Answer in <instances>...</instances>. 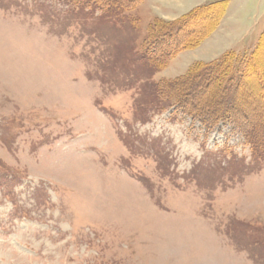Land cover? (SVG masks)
<instances>
[{
    "label": "rangeland",
    "instance_id": "obj_1",
    "mask_svg": "<svg viewBox=\"0 0 264 264\" xmlns=\"http://www.w3.org/2000/svg\"><path fill=\"white\" fill-rule=\"evenodd\" d=\"M215 1L0 0V264H264V150L244 119L264 122V0H226L160 70L135 58L156 18ZM227 53L188 94L196 116L137 112L145 84Z\"/></svg>",
    "mask_w": 264,
    "mask_h": 264
},
{
    "label": "trees",
    "instance_id": "obj_2",
    "mask_svg": "<svg viewBox=\"0 0 264 264\" xmlns=\"http://www.w3.org/2000/svg\"><path fill=\"white\" fill-rule=\"evenodd\" d=\"M106 1L107 0H98L97 4L100 5L103 9H106V7L110 4V2L106 3ZM138 2L139 0H116V2L113 3H116L117 8L122 10L123 8L133 9V7ZM226 8H227V1L219 0V2L215 1L204 7L197 8L195 9L194 12L183 16L181 19L177 21L166 22L156 18V20H154V23L151 24V25L154 24L153 25L154 30L152 34H150V36L148 37L149 40H145L144 38L143 42H141L140 44V48H142V50L138 53L137 56H135V58L136 59L140 58V61L143 64H146L148 68L152 67L151 69L160 70L162 66L166 65L168 60L174 57L175 54L180 53L182 50L186 48H192L193 46H198L203 40L209 37L218 26L219 20L226 11ZM199 11L208 13L206 14L207 16L209 15V13H211V11H213L214 13L210 15V17L207 18V20H205L203 23L200 22V28L195 32L192 31L186 34L185 32L181 31V26H182L181 22L189 18L191 19L196 17L195 16L196 12ZM208 21H210V24L209 27L205 30L203 27L205 26V23ZM158 24H160V28L156 27V25ZM262 36H263L262 39H264V34ZM262 39L260 40V44ZM169 41H172L173 43L171 44L172 46H169L170 47L169 49L168 47L165 46H161V47L159 46V43L169 42ZM228 56L229 53L223 55L221 58L213 62L196 63L194 68L191 70V73H189L186 77H181L175 80L163 79L158 83H156V88H151L149 90L148 86L145 84L144 89L142 91V98H141L142 100L141 99L135 100L137 112L139 111V113L145 115L147 112H149V110L150 111L152 110V112L154 113L156 111L163 112L174 106L177 108L179 107L182 110H185V112H187L192 116H196L195 111L198 112L199 109L197 108V105H194L192 100L189 99L188 94H191L195 89L199 87L200 83L205 81V79H209L214 74L216 79L219 78L218 75L221 70L226 69L229 71L230 62L228 61ZM227 73L228 72H226V75L223 76V79L227 78L226 77ZM190 78L193 79V83L191 86L188 85L187 83L188 82L187 79ZM233 88L231 90H233ZM213 89L215 91L218 90L219 87L214 85ZM213 89H211V91ZM227 94H231V93H227ZM208 101L211 100L206 99L201 104H205V103L208 104ZM228 103L229 101H227V103L225 102L223 108L225 109L226 107L228 108L227 106ZM231 110L232 108L230 110L228 109V112H230ZM259 114L262 115L261 113ZM201 116L205 117V115H201ZM249 116L250 115L245 114L244 117V119L246 120L245 127L246 128L250 127L248 131L250 132L249 134L253 136L252 141L254 142L253 143V155H254L256 151L258 150L260 151L262 149L264 150V122L258 124L257 123L255 124L254 122L250 123L251 120ZM140 120H144V119H140ZM261 125L262 128L259 129V137L257 140H255L254 136L258 135L257 130Z\"/></svg>",
    "mask_w": 264,
    "mask_h": 264
},
{
    "label": "bare ground",
    "instance_id": "obj_3",
    "mask_svg": "<svg viewBox=\"0 0 264 264\" xmlns=\"http://www.w3.org/2000/svg\"><path fill=\"white\" fill-rule=\"evenodd\" d=\"M212 19V18H211ZM210 21L205 23V26L203 27L205 30L209 27Z\"/></svg>",
    "mask_w": 264,
    "mask_h": 264
},
{
    "label": "crops",
    "instance_id": "obj_4",
    "mask_svg": "<svg viewBox=\"0 0 264 264\" xmlns=\"http://www.w3.org/2000/svg\"><path fill=\"white\" fill-rule=\"evenodd\" d=\"M210 39V38H209Z\"/></svg>",
    "mask_w": 264,
    "mask_h": 264
}]
</instances>
